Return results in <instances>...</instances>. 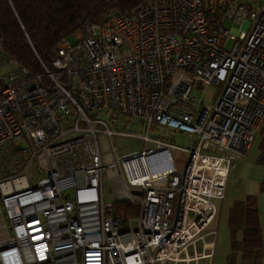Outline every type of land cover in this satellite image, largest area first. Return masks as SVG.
I'll return each instance as SVG.
<instances>
[{
    "label": "built area",
    "instance_id": "obj_1",
    "mask_svg": "<svg viewBox=\"0 0 264 264\" xmlns=\"http://www.w3.org/2000/svg\"><path fill=\"white\" fill-rule=\"evenodd\" d=\"M74 36L36 73L0 41V264H209L213 198L264 119V0H146ZM129 119L145 146L121 153ZM177 130L181 172L157 138Z\"/></svg>",
    "mask_w": 264,
    "mask_h": 264
},
{
    "label": "trees",
    "instance_id": "obj_2",
    "mask_svg": "<svg viewBox=\"0 0 264 264\" xmlns=\"http://www.w3.org/2000/svg\"><path fill=\"white\" fill-rule=\"evenodd\" d=\"M145 1L0 0V41L8 56L30 73L40 72L38 60L49 66L57 54L58 42L70 38L83 23L101 24L109 8L129 12ZM255 216V208L248 207L247 214H242L232 207L228 217L231 226L240 225L242 217L245 226L249 223L246 229L251 231L246 236L252 245V236L257 234Z\"/></svg>",
    "mask_w": 264,
    "mask_h": 264
},
{
    "label": "crops",
    "instance_id": "obj_3",
    "mask_svg": "<svg viewBox=\"0 0 264 264\" xmlns=\"http://www.w3.org/2000/svg\"><path fill=\"white\" fill-rule=\"evenodd\" d=\"M72 36H74V34ZM121 122H123L124 124V126H122L123 133L115 135L123 138L133 136L134 127H141L140 122L133 121L132 119H129L128 121L122 120ZM154 129L156 130L157 128ZM158 129L160 128L158 127ZM176 132L182 131L177 130ZM161 134L162 135H160V137H157V135L154 136L166 142L165 137H161L163 135H166V133ZM189 136L190 146L188 148H190L195 143V138L190 134ZM255 142L257 143L256 147H254ZM129 143L130 142H122V144L117 143L115 141L114 135L112 137V144L121 153L130 151V149L124 150L125 147L129 146ZM140 144H142L143 147L145 146L141 140ZM153 144L155 146V142L152 141L148 143L147 146H153ZM224 198H226L227 200V226L229 230L230 246V251L226 255V262L224 264H264V119L261 123L259 132L256 134L246 154L243 157H239L233 160L232 165L229 168L223 196L213 199H218V202L221 203L219 199ZM123 206L130 207L128 203H124ZM215 207L216 215L218 209L216 204ZM232 207H234L236 211L242 212V214H247L248 207L255 208V225L257 227V234L252 236L254 239L253 245L250 239L246 236V234L251 231L250 229H246V226H249V223L246 222L247 225L245 226V220L243 219V217L240 225H230L228 217L230 215V210ZM0 217L2 220L0 222V230L4 229V231L6 232L7 225L1 212ZM216 237L217 231L213 245V253L215 252L214 249L217 245Z\"/></svg>",
    "mask_w": 264,
    "mask_h": 264
},
{
    "label": "rangeland",
    "instance_id": "obj_4",
    "mask_svg": "<svg viewBox=\"0 0 264 264\" xmlns=\"http://www.w3.org/2000/svg\"><path fill=\"white\" fill-rule=\"evenodd\" d=\"M226 26L229 25V22H226ZM236 24L235 26H237ZM70 41H75V36L70 37ZM232 41L228 42V45L231 44ZM7 66L0 65V74L4 73L6 70ZM1 80V77H0ZM215 90V87L210 85L207 86L204 90L198 89L196 93L204 95V100L210 101L211 100V94ZM157 132H162L163 130L161 129H156ZM144 128L137 127L134 129V134L135 135H144ZM115 141L117 143L122 142H130L129 146L125 147L124 150H131V149H140L143 147L142 144H140V138L138 136H131L128 138H123L118 135H114ZM160 137V136H158ZM162 138L165 137L166 143L169 145H173V150H172V156L173 160L175 163V166L178 170V172H181L186 164V161L188 159V152L184 148H188L190 146V136L188 133L185 132H175L174 134H167L161 136ZM257 146V143H254V147ZM104 197L106 200H113V194L111 190V184L108 183L105 188H104ZM214 203L217 206V213L214 217V219L211 221V223L207 226L206 229L208 228H214L215 232L217 231V245L214 249L213 256L210 258V264H224L226 261V255L230 251V246H229V230L227 226V200L226 198L224 199H219L221 203L218 202V199H213ZM177 205V197L173 199V204H172V211L174 212L176 209ZM1 217H0V222H1ZM5 231L4 229L0 230V235H4ZM210 239L211 237H207ZM204 260V259H203ZM192 264V263H191Z\"/></svg>",
    "mask_w": 264,
    "mask_h": 264
},
{
    "label": "bare ground",
    "instance_id": "obj_5",
    "mask_svg": "<svg viewBox=\"0 0 264 264\" xmlns=\"http://www.w3.org/2000/svg\"><path fill=\"white\" fill-rule=\"evenodd\" d=\"M208 245H210V243H208Z\"/></svg>",
    "mask_w": 264,
    "mask_h": 264
}]
</instances>
